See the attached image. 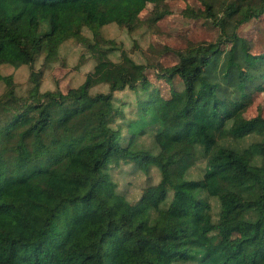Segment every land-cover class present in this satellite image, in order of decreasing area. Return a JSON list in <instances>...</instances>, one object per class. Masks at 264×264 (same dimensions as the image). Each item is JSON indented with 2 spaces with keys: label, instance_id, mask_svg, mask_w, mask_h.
Listing matches in <instances>:
<instances>
[{
  "label": "trees",
  "instance_id": "16d2710c",
  "mask_svg": "<svg viewBox=\"0 0 264 264\" xmlns=\"http://www.w3.org/2000/svg\"><path fill=\"white\" fill-rule=\"evenodd\" d=\"M147 1L0 0V65H28L33 83L19 95L0 70V264H264V117L244 115L264 91V52L238 33L264 0H198L219 34L173 49L170 66L111 59L101 28L132 29ZM69 40L93 69L66 92L40 91L34 63ZM129 165L159 173L136 202L112 177Z\"/></svg>",
  "mask_w": 264,
  "mask_h": 264
},
{
  "label": "rangeland",
  "instance_id": "374dc122",
  "mask_svg": "<svg viewBox=\"0 0 264 264\" xmlns=\"http://www.w3.org/2000/svg\"><path fill=\"white\" fill-rule=\"evenodd\" d=\"M204 5L198 0H148L144 9L132 29L110 23L101 28L106 39L112 40L108 56L118 60L121 51L126 52L137 62L153 63L159 61L170 66L178 61L173 49H184L198 42L213 43L219 34L218 27L206 16L197 13L204 12ZM238 33L246 40V47L252 53L264 52V14L251 19L242 25ZM95 58L75 40L62 44L59 59L43 64L40 57L34 63V69L41 71L38 79L40 91L68 89L80 85L86 74L93 69ZM2 74H11L15 89L19 95H25L33 83L30 78L28 65L12 66L0 65ZM154 69H148L151 86L156 87L163 94L169 95V84L154 75ZM176 89L182 87L178 78L174 79ZM4 90L0 84V93ZM95 90H106L98 86ZM118 105L123 108L125 117H133L135 108L132 106L135 94L129 90L116 93ZM260 113L264 117V91L255 92L251 103L244 115L249 118ZM145 146L150 140L144 136L140 138ZM135 167V166H134ZM132 165L122 170L113 169L112 177L117 182L118 191L131 202H136L144 188L159 180V173L155 166L146 170L132 172ZM203 163L198 162L189 171L190 178H198Z\"/></svg>",
  "mask_w": 264,
  "mask_h": 264
}]
</instances>
